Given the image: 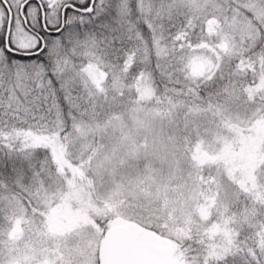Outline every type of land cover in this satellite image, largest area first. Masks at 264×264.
<instances>
[{
    "label": "trees",
    "instance_id": "1",
    "mask_svg": "<svg viewBox=\"0 0 264 264\" xmlns=\"http://www.w3.org/2000/svg\"><path fill=\"white\" fill-rule=\"evenodd\" d=\"M66 3L82 11L67 8L63 31L42 32L46 51L18 50L12 61L0 43V264L13 236L45 227L49 195L69 193L72 178H104L93 158L108 153L122 169L123 205L98 199L86 231L103 239L118 218L174 245L183 264H264V163L243 180L218 159H194L213 133L264 124V0L200 10L185 0H94L90 13L91 0ZM198 53L215 67L193 78ZM235 113L247 126H234ZM56 135L66 161L83 160L81 174L60 168Z\"/></svg>",
    "mask_w": 264,
    "mask_h": 264
},
{
    "label": "rangeland",
    "instance_id": "2",
    "mask_svg": "<svg viewBox=\"0 0 264 264\" xmlns=\"http://www.w3.org/2000/svg\"><path fill=\"white\" fill-rule=\"evenodd\" d=\"M7 1L13 11L11 24V40L13 45L21 49L35 48L38 45L37 40L24 28L19 15L20 4L24 0ZM43 1L49 9L46 15L47 22L53 26H57L60 23L62 5L65 1L68 2L69 0ZM234 1L185 0V3L194 9L200 10L209 5H212V7L216 6L215 4H218V2L223 3L226 7H230V3ZM33 8L34 5L29 4L26 12L31 16L29 21L35 25L37 18L32 16ZM235 23L236 21L230 22V25L235 26ZM7 24L8 12L4 3L0 0V32L3 35L6 32ZM188 66L191 77L201 78L211 74L215 67V62L209 56L198 53L189 59ZM143 94L147 98L151 96L149 85H144ZM250 117L252 118V116ZM130 119L132 121L136 120L132 119V117ZM231 120L235 121H233L235 127L247 126V123L243 122L241 115L238 113H235ZM136 121L138 122V120ZM240 132H238L240 134L238 137L235 131L233 132L232 130L230 131L231 134L227 135L213 133L211 138L205 141L206 146L199 144V147H197L198 153L196 155L198 154L199 156L194 157L195 165L197 167L204 165L206 159H218L220 161L217 167L218 170L229 173L239 172L243 180L247 177H255V172L260 173L261 171L259 169L264 163V124L263 122L258 123L255 127H252V131L247 132L248 134H243L242 131ZM233 140L236 141L233 143ZM52 142L54 154L60 163V168L65 171L67 167L72 173L81 174L83 169L80 168L82 167L80 163L83 160L81 162L77 161L78 163L76 164L71 161H66V143H61L58 135L52 138ZM68 156H70V153ZM113 159L112 153L97 155L93 158L96 178L102 179L104 177L102 180H87L86 184L80 182L76 186L72 178L69 193L66 190H60L58 193L49 195L45 201V227L39 228L35 226L34 228H30L29 232L24 233V235L21 232L13 236L16 242L11 248V260L7 261L8 264H95L97 258L102 263L101 249L103 239L99 238L100 234L97 229H94L90 233L83 226L92 222V215L97 213L96 211L101 208L98 199H102L105 202V206L109 207L114 202V198L121 195L119 193L124 188L122 184L124 181L117 175L121 173L122 169L115 170ZM115 171H118V174ZM103 188L109 194L104 193ZM120 202L115 201L114 203L123 205L121 198ZM94 223L92 222L93 225ZM114 224L129 225L118 218L114 221ZM133 242L135 247L142 251H147L149 244L157 243L167 248L168 252L165 260L168 264H183V261L176 254L174 245L167 243L144 229L134 227Z\"/></svg>",
    "mask_w": 264,
    "mask_h": 264
},
{
    "label": "water",
    "instance_id": "3",
    "mask_svg": "<svg viewBox=\"0 0 264 264\" xmlns=\"http://www.w3.org/2000/svg\"><path fill=\"white\" fill-rule=\"evenodd\" d=\"M3 1V0H2ZM33 0H26L20 6V14L26 21L24 14V6ZM94 0H91V5L84 10L85 13H90L93 10ZM4 3V2H3ZM10 12L8 26L5 34L6 49L8 50L9 36L12 23V11L7 2L5 4ZM80 10V9H79ZM42 18L45 19V13L42 12ZM26 21V26H27ZM60 29L55 31L59 32ZM15 53L18 51L11 48ZM133 225L120 224L109 228L104 233L103 245L101 250V258L103 264H168L166 262L167 248L160 246L157 243L148 245L147 251L138 250L133 242Z\"/></svg>",
    "mask_w": 264,
    "mask_h": 264
},
{
    "label": "flooded vegetation",
    "instance_id": "4",
    "mask_svg": "<svg viewBox=\"0 0 264 264\" xmlns=\"http://www.w3.org/2000/svg\"><path fill=\"white\" fill-rule=\"evenodd\" d=\"M24 1H26V0H24ZM29 4H33L34 5V8H33L34 10L32 12V16H35L37 18V22H36L37 25L36 24L33 25L29 21V18L31 16L25 10H24V14H25L26 21H27V24H28L27 26H26V21L24 20V18L20 14V11H19V15H20V18L22 20L24 28L27 30L28 33H30L34 38H36L38 45L35 48H33V49H21V48L15 46V45H13V42L11 40V33H10V36H9V45L13 49L32 51V52L35 53V52H39V49H37V48L40 47L42 49L44 47V45H45V37L42 34V32L46 33V34H53V33H55V31L60 29L62 24H63V22L65 21V15H66V12H67V8H72L73 5L71 3H66V1L64 2V4L62 5V8H61V13H60V23L57 26H53V25H51L50 23L47 22L46 15H47V12H49V9H48L46 3L43 0H33V1L29 2L27 4V6ZM73 7H74L75 10L78 11L79 8L77 6H73ZM43 11L45 13V19L44 20L42 18V12ZM7 12H8V20H9L10 12H9L8 9H7ZM12 15H13V13H12ZM3 38H4V45L6 47L5 34H4Z\"/></svg>",
    "mask_w": 264,
    "mask_h": 264
},
{
    "label": "snow or ice",
    "instance_id": "5",
    "mask_svg": "<svg viewBox=\"0 0 264 264\" xmlns=\"http://www.w3.org/2000/svg\"><path fill=\"white\" fill-rule=\"evenodd\" d=\"M3 2H4V4H7V0H3ZM26 9H27V5H25L24 6V10L26 11ZM60 31H63V29H60ZM4 41H3V38H0V43H3ZM43 51H46V49H42ZM8 51H9V53H10V59L12 60V61H16V60H18V59H20L21 57H19V56H17L16 54H15V52L11 49V48H9L8 49Z\"/></svg>",
    "mask_w": 264,
    "mask_h": 264
}]
</instances>
